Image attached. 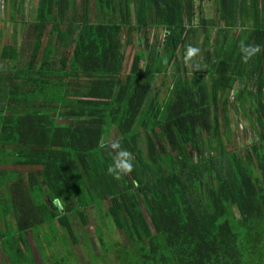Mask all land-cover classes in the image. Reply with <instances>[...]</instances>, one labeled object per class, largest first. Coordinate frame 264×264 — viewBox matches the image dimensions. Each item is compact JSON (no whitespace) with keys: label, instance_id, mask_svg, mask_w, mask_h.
<instances>
[{"label":"trees","instance_id":"16d2710c","mask_svg":"<svg viewBox=\"0 0 264 264\" xmlns=\"http://www.w3.org/2000/svg\"><path fill=\"white\" fill-rule=\"evenodd\" d=\"M196 1L82 0L79 12L78 0H33L27 65L0 45L12 64L0 70V240L11 264L35 258L6 237L8 216L23 240L27 229L62 225L71 241V213L86 225L91 208L126 234L110 248L121 249L116 264H264V0H215L213 47L206 19L194 23ZM145 25L166 37L157 32L125 65L122 33ZM232 107L255 114L257 141L244 152Z\"/></svg>","mask_w":264,"mask_h":264},{"label":"rangeland","instance_id":"374dc122","mask_svg":"<svg viewBox=\"0 0 264 264\" xmlns=\"http://www.w3.org/2000/svg\"><path fill=\"white\" fill-rule=\"evenodd\" d=\"M78 11L81 12L82 9V0H78ZM91 19L93 22L97 20L96 9L94 7L95 3L91 2ZM197 12L195 18V25L200 28L201 18L206 19V24L210 29L211 35V46L215 43V37L217 35L216 26H212V20L216 15V4L215 0H197L196 1ZM202 9V14L200 13ZM35 14V7L33 0H0V45L6 47H15L19 50V60L15 64L17 68H24L28 60L30 59L31 51L33 44L35 43L34 35L31 32L30 24L33 23ZM72 12L71 15L72 16ZM69 16V17H70ZM71 18V17H70ZM50 27V25H49ZM49 31V28L47 29ZM46 30V32H47ZM201 30L200 34V45L204 39L203 32ZM159 32L160 39L164 41L167 30L162 28L160 31L155 28H151L148 25L135 28L132 34L128 35V31L125 28L121 38L124 42V55H125V65L133 58L135 51L139 48H143L145 51H149V48L154 42L155 34ZM58 36L55 35L54 39H57ZM189 42V40H188ZM214 46V45H213ZM212 46V47H213ZM73 52V46L70 48V55ZM203 51L197 55L198 61H203ZM181 53L179 52L178 57L180 58ZM11 54L9 51L6 52L3 56L0 57V69L2 71H8L11 68ZM197 63V62H196ZM197 64H189V73H193V70L198 68ZM204 70L207 68V64H203ZM175 68L170 67V72H173ZM167 75V76H166ZM157 76V84L162 88L163 96L167 95V88L162 82L165 81L167 86L172 85L173 77L171 74ZM239 86V84H237ZM247 112L245 113L243 107L238 109L232 107L230 111L231 120H232V140L233 145L240 149L242 152L246 151L251 143L257 141L256 134V118L254 112L247 107ZM67 121L66 117H60L59 122L65 123ZM233 146V147H234ZM2 176H0V183H2ZM14 198V195L12 196ZM2 202L0 204V214H4L7 210V202L5 203V197H1ZM4 200V201H3ZM59 205V202H56ZM106 210L109 209V201H105ZM237 211V210H236ZM101 216L97 214L96 210L91 208L86 212L87 224L83 225L81 220L75 216L74 213H71V224L74 233L75 239L71 236V241L69 239L70 233L64 231V227L61 225L56 228H50L47 230H38L27 229L26 234L24 233V242L30 244L31 248L34 250L35 259H22L23 264H54L58 259L67 258L73 259L76 264H116L115 259H118V251L112 250L110 248H119V242L128 243L125 232L120 229L117 225L111 223L106 226L109 219L104 216V211L101 210ZM238 213V212H237ZM69 216V215H68ZM70 218V217H69ZM5 222V220H2ZM6 221L10 224L2 223V228L5 229L6 237L11 238L10 235L16 234L19 237V232L17 228L12 223L16 222L15 215L8 216ZM104 223L105 227V242H108L105 245V249H110L107 254L108 261H103L105 257L101 256L105 254L104 245L101 243V240L96 231V227L99 224ZM15 224V223H14ZM103 225V224H102ZM63 228V229H61ZM9 230V231H8ZM16 232V233H15ZM38 234L42 238V241L37 240ZM29 241V242H28ZM76 243V244H75ZM21 249L24 250L25 256L29 254V248L27 245H21ZM45 247L46 251L41 253L40 248ZM17 246L14 245L13 249L16 250ZM13 251V250H12ZM28 251V253H27ZM31 252V251H30ZM32 253V252H31ZM43 254V255H42ZM43 258V256H45ZM72 255V256H71ZM120 259V258H119ZM96 261V262H95ZM0 264H11L8 257L5 255L2 245L0 243ZM122 264H127L126 262Z\"/></svg>","mask_w":264,"mask_h":264},{"label":"clouds","instance_id":"9594fccd","mask_svg":"<svg viewBox=\"0 0 264 264\" xmlns=\"http://www.w3.org/2000/svg\"><path fill=\"white\" fill-rule=\"evenodd\" d=\"M119 155L121 157H128L129 156V153L126 152V151H122ZM118 166H120V167H127L129 169L131 168V164L127 160H122ZM109 171H113V170L110 168Z\"/></svg>","mask_w":264,"mask_h":264},{"label":"crops","instance_id":"0c3cea01","mask_svg":"<svg viewBox=\"0 0 264 264\" xmlns=\"http://www.w3.org/2000/svg\"><path fill=\"white\" fill-rule=\"evenodd\" d=\"M0 70H1V69H0ZM25 232H26V231H25ZM25 236L27 237V235H25ZM20 237L22 238V235H21V234L19 235V240L21 241V243H23V239H21ZM1 241H2V240H0V243H1ZM28 242H29V241H28ZM1 245H2V243H1ZM29 246H30V244H29ZM2 247H3V245H2ZM2 249H3V248H2ZM29 251H31L32 254H33V256H34V253H33L34 250H33V248H31V246H30V248H29ZM34 258H35V257H34Z\"/></svg>","mask_w":264,"mask_h":264}]
</instances>
